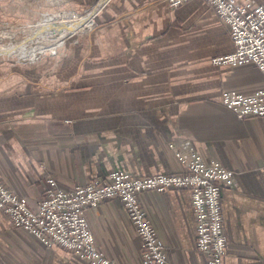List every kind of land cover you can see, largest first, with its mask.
I'll return each mask as SVG.
<instances>
[{"label":"crops","instance_id":"1","mask_svg":"<svg viewBox=\"0 0 264 264\" xmlns=\"http://www.w3.org/2000/svg\"><path fill=\"white\" fill-rule=\"evenodd\" d=\"M63 3L68 11L43 19ZM93 8L95 25L86 33L80 28ZM69 27L74 31L52 54L0 60V178L9 189L35 207L48 175L72 187L113 169L173 172L180 164L168 143L187 141L234 170V183L221 189L224 264H264V118H238L218 99L225 88L264 86V76L252 64L211 62L232 45L213 5L0 0V43L41 42ZM34 48L24 53L32 56ZM139 197L172 264H206L195 248L189 191L143 190ZM88 220L96 246L117 264H145L117 197L103 199ZM0 264L84 263L58 244L46 247L0 210Z\"/></svg>","mask_w":264,"mask_h":264},{"label":"built area","instance_id":"2","mask_svg":"<svg viewBox=\"0 0 264 264\" xmlns=\"http://www.w3.org/2000/svg\"><path fill=\"white\" fill-rule=\"evenodd\" d=\"M178 6L188 0H167ZM228 28L232 48L212 56L217 64H255L264 75V3L256 0H208ZM64 4H61V7ZM99 8H93V18ZM221 101L239 117L258 115L264 118V87L250 93L236 89L222 92ZM180 164L178 170L151 174H135L113 169L105 179L94 178L72 187L62 186L48 175L45 195L36 207L0 178V210L12 224L29 232L46 247L58 244L71 250L88 264H116L100 250L89 225V214L99 203L117 197L125 207L141 242L144 263L171 264L169 253L142 205L139 192L184 188L190 193L195 220V247L205 257L206 264H223L227 250L221 210V186L232 185L234 171L216 157L203 158L191 143H169Z\"/></svg>","mask_w":264,"mask_h":264},{"label":"water","instance_id":"3","mask_svg":"<svg viewBox=\"0 0 264 264\" xmlns=\"http://www.w3.org/2000/svg\"><path fill=\"white\" fill-rule=\"evenodd\" d=\"M70 32H73L70 27L61 32H51V31L48 32L45 35L47 37L44 36V38L47 40L54 39V41L46 44L44 43V38H41L42 39L41 42L40 40L39 41L37 40V42L35 41L31 44L28 43L30 42V40H28L27 38L18 42L10 41L8 45L9 46L8 50H4V51H3L4 44L0 43V60H23V58L29 59L30 57H28L24 52H26L28 49L33 47L35 48L38 47V48L36 51H33L32 56H35L40 53L52 54L55 52L59 40H62Z\"/></svg>","mask_w":264,"mask_h":264},{"label":"rangeland","instance_id":"4","mask_svg":"<svg viewBox=\"0 0 264 264\" xmlns=\"http://www.w3.org/2000/svg\"><path fill=\"white\" fill-rule=\"evenodd\" d=\"M64 4V3H63ZM65 5V4H64ZM65 6H62L61 8H59L58 10H56V11H54V12H52L51 14H49L48 15V17H43V19H47V18H50V17H53V16H58V15H60L61 14V11H68L67 9H69V8H67V7H65ZM69 11H74V10H69ZM92 11H94V10H91V11H88L87 13H90V12H92ZM58 12H60V13H58ZM63 13V12H62ZM79 13V12H78ZM82 14H86V13H82ZM50 15H52V16H50ZM87 21H86V26H84L83 28H80L82 31H85L86 29H88V28H90L91 26L93 27L94 25H95V16H94V18H93V16H91V14H89L88 16H87ZM226 26V25H225ZM62 27V26H61ZM92 27L90 28V29H92ZM58 28H60V27H55V29H58ZM227 28V27H226ZM90 29L88 30V31H85L86 33H88L89 31H90ZM227 30H228V28H227ZM74 31V30H73ZM80 31V30H79ZM85 32H79V34H81V33H85ZM229 33V32H228ZM78 34V33H77ZM19 41V40H18ZM232 42V41H231ZM2 43V42H1ZM59 43V42H58ZM2 44H4V46H3V49H4V47H7L8 46V44H9V42H3ZM232 46L233 45H231V48H232ZM230 48V49H231ZM229 49V50H230ZM228 51V50H227ZM224 52H226V51H224ZM221 53V52H220ZM42 54V53H41ZM37 56V55H36ZM36 56H28V57H30L28 60H32V59H34ZM212 58V57H211ZM35 60V59H34ZM211 62L213 63V64H215L213 61H212V59H211ZM245 64H252L253 66H255L256 68H258L255 64H253V63H245ZM245 64H240V65H230V66H241V65H245ZM215 65H217V64H215ZM220 65H229V64H220ZM259 69V68H258ZM259 71L261 72V70L259 69ZM262 73V72H261ZM262 75H263V73H262ZM264 76V75H263ZM261 87H264V86H261ZM258 88V87H257ZM226 89H236V88H225V89H223L222 91H221V93H220V95H219V97H218V99H219V102L222 104V105H224L225 107H227V108H229V109H231L230 107H228V106H226L222 101H221V95H222V92L224 91V90H226ZM236 90H238V89H236ZM255 90V89H254ZM239 91H242V90H239ZM253 91V90H252ZM252 91H242V92H245V93H250V92H252ZM232 110V109H231ZM233 111V110H232ZM234 112V111H233ZM235 113V112H234ZM236 114V113H235ZM236 116H237V114H236ZM250 116H258V115H250ZM238 118H246V117H249V116H245V117H239V116H237ZM262 117V116H261ZM263 118V117H262ZM172 141H174V140H172ZM172 141H170V142H172ZM169 142V143H170ZM176 143H180V144H184V143H186L187 141H180V142H178V141H175ZM169 143H168V146H169ZM188 143H190V142H188ZM194 146V145H193ZM195 147V146H194ZM170 148V147H169ZM207 148L210 150L211 148H210V145H207ZM197 150V149H196ZM201 155H202V153L199 151V150H197ZM203 156V155H202ZM212 157V156H211ZM203 158H205L204 156H203ZM209 158V157H208ZM206 159V158H205ZM228 168V167H227ZM125 170V169H124ZM233 170V169H232ZM129 171V170H128ZM176 171V170H175ZM234 171V170H233ZM133 173V172H132ZM161 173H169V172H161ZM109 174V173H108ZM136 174V173H135ZM143 175H145V174H143ZM235 175V174H234ZM108 176V175H107ZM106 176V177H107ZM105 177V178H106ZM94 178H99V177H94ZM94 178H92V179H94ZM105 178H99V179H105ZM57 180V179H56ZM91 180V179H90ZM88 182V181H87ZM86 183V182H85ZM233 183H234V178H233ZM232 183V184H233ZM223 186H231V185H222L221 186V189H222V187ZM166 189H168V188H166ZM221 189H220V193H221ZM149 190H153V189H149ZM165 190V189H164ZM157 191V190H156ZM21 195V194H20ZM44 195H45V193H44ZM43 195V196H44ZM100 204V203H99ZM123 204V203H122ZM37 206V205H36ZM35 206V207H36ZM221 207H222V204H221ZM221 210H222V208H221ZM222 217H223V210H222ZM194 222H195V220H194ZM223 222H224V217H223ZM224 227H225V225H224ZM226 232V231H225ZM227 235V234H226ZM227 244H228V238H227ZM196 248V247H195ZM67 249V248H66ZM69 250V249H68ZM71 251V250H70ZM199 251V250H198ZM226 253H227V250H226ZM225 253V254H226ZM203 254V253H202ZM76 256V255H75ZM225 256V255H224ZM169 257H170V255H169ZM223 259H224V257H223ZM79 261H81V260H79ZM170 261H171V258H170ZM82 263H84V264H88V263H86V262H83V261H81ZM116 263V262H115ZM149 263H151V262H149ZM152 263H154V262H152ZM117 264V263H116ZM145 264H148V263H145ZM156 264V263H155ZM171 264H172V262H171ZM223 264H224V262H223Z\"/></svg>","mask_w":264,"mask_h":264},{"label":"bare ground","instance_id":"5","mask_svg":"<svg viewBox=\"0 0 264 264\" xmlns=\"http://www.w3.org/2000/svg\"><path fill=\"white\" fill-rule=\"evenodd\" d=\"M47 37V36H46Z\"/></svg>","mask_w":264,"mask_h":264}]
</instances>
